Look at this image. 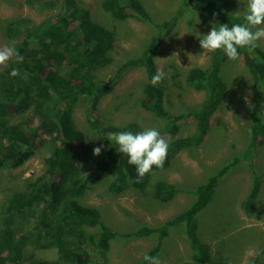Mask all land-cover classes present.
I'll list each match as a JSON object with an SVG mask.
<instances>
[{"label": "trees", "instance_id": "1", "mask_svg": "<svg viewBox=\"0 0 264 264\" xmlns=\"http://www.w3.org/2000/svg\"><path fill=\"white\" fill-rule=\"evenodd\" d=\"M59 2V13L32 23L20 18L8 25L6 37L10 46L23 56V62L11 59L4 80L0 83V171L13 170L23 166L46 141L47 135L54 148L52 158L47 162L44 173L27 180L17 190L2 211L9 220L22 219L35 213L30 234L35 246L55 249V261H36L30 264H93L91 258L77 244L85 240L100 255L109 250L112 239L145 237L159 234V242L166 236L169 227L183 224L186 238L192 248V260L205 264L210 260L208 246L197 236L196 215L210 200L220 177L240 162L252 158L253 148L261 144L258 137L264 136V120L261 117V99L264 98V51L257 47L254 55L247 49H238L253 80V102L251 105L249 132L250 141L245 151L224 165L207 182L190 192L196 196L193 204L182 213L166 221L158 228L141 227L134 232L119 233L106 226L100 211L92 205L81 203L90 184L108 180V191L119 194L126 189L144 190L147 176L137 183L135 168L127 163V156L119 153L112 133L145 128L136 122L120 126H102L97 118V106L104 96L112 91L116 78L129 69L142 68L147 83L143 88L141 106L159 121L161 135L169 140L167 159L162 169L170 166L173 158L182 150L200 145L207 136L210 121L218 110L227 85L221 76V54L212 52L206 68L194 67L184 74L186 85L197 92L206 94L205 101L180 115H174L164 106L165 93L160 85L150 81L156 74L155 58L165 38L171 33L174 19L154 23L140 0H103L102 9L113 20L134 19L152 24L154 35L139 57L124 58L110 80L99 78L96 71L113 62L116 34L113 30L96 22L90 10L79 0H26L29 6L53 7ZM186 11L209 16L212 26L241 22L239 17L226 12L220 0H181L175 17ZM13 69L19 75L12 77ZM79 98L88 102L86 121L91 129L98 130L103 143L108 144L99 156H83L86 150L84 137L74 128L73 106ZM25 120L10 123L13 114L27 113ZM180 120L194 124V131L181 135ZM86 138V139H85ZM91 139V138H90ZM86 157L87 175L82 171L81 160ZM152 170H160L153 167ZM260 179L253 175L251 189L241 207L246 215L259 220L260 211L255 200L260 191ZM171 183L159 181L155 184L153 198L167 203L178 193ZM36 210V212H35ZM30 213L28 216L27 213ZM20 215V216H19ZM88 229H96L88 232ZM14 228H0V264H23V246L27 244L25 233ZM160 250L158 243L147 255L155 256ZM143 264L146 262L143 260Z\"/></svg>", "mask_w": 264, "mask_h": 264}, {"label": "rangeland", "instance_id": "2", "mask_svg": "<svg viewBox=\"0 0 264 264\" xmlns=\"http://www.w3.org/2000/svg\"><path fill=\"white\" fill-rule=\"evenodd\" d=\"M43 1V0H40ZM90 10L96 22L113 30L116 34L115 49L111 53L113 62L96 71L99 78L110 80L124 58L139 57L154 35L152 24L134 19L113 20L102 9L103 0H79ZM154 23L174 19L171 33L165 38L156 55V68L170 71L162 82L158 83L165 93L164 106L174 115H180L205 101L206 94L189 88L184 82V74L191 68H206L212 53H205L199 45V37L207 34L211 28V19L202 13L186 11L175 14L181 0H140ZM222 8L230 13L246 12V0H220ZM59 2L53 7L29 6L26 0H0V46L9 45L6 32L8 25L20 18L40 23L59 13ZM199 21V23H198ZM264 51V40L259 41ZM128 58V59H129ZM0 67V83L4 80L10 66ZM221 76L227 85V91L218 110L210 121V128L204 141L189 149L180 151L166 169L152 170L147 176L144 190L126 189L115 194L108 191V180L90 184L81 203L95 206L106 226L119 233L134 232L141 227L158 228L166 221L189 208L196 199L190 192L205 184L224 165L234 157L240 156L248 146V129L253 102V80L244 63L228 60L221 54ZM147 83L142 68L129 69L116 78L112 91L101 98L97 106L98 122L102 126H120L136 122L143 128H159V121L153 114L144 110L143 88ZM88 102L79 98L73 106L72 120L74 128L85 138L83 156L93 155V148L108 144L99 138L98 130L91 129L86 121ZM264 120V98L261 99ZM25 114H13L10 123L25 120ZM181 135L194 131V124L180 120ZM44 144L23 166L13 170L0 171V228H14L25 233L27 244L23 246V264L38 261L57 260L55 249H42L35 246V238L30 234L35 221V213L24 219L9 220L2 209L17 190L32 178L44 173L50 160L47 154L54 148V142L46 135ZM261 144L253 148L252 158L230 168L217 181L214 192L206 206L196 215L197 236L209 248L210 260L205 264H264V136L258 137ZM169 141V140H168ZM84 175H87L86 157L81 160ZM260 179V191L255 206L261 214L259 220L246 215L241 207L251 189L253 175ZM165 181L174 184L178 193L167 203L153 198L156 183ZM36 212V210H35ZM20 216V215H19ZM183 224L169 227L166 236L159 242V234L151 233L145 237L129 239L114 238L109 250L100 255L85 240L77 239V244L91 258L93 264H143V257L160 243L155 255L161 264H197L192 260L193 251L186 238ZM96 229H88L93 232ZM30 233V234H29ZM249 251H258L254 257L246 255Z\"/></svg>", "mask_w": 264, "mask_h": 264}, {"label": "clouds", "instance_id": "3", "mask_svg": "<svg viewBox=\"0 0 264 264\" xmlns=\"http://www.w3.org/2000/svg\"><path fill=\"white\" fill-rule=\"evenodd\" d=\"M239 17V13H236ZM199 23V21H198ZM264 40V0H246V12L241 22L212 26L211 30L199 37L200 48L205 53H212L221 50L228 60H238L240 52L238 49H247L254 55L255 49L259 47V41ZM15 58L17 63L23 62L15 47L0 46V67H7L9 60ZM255 59H259L254 55ZM19 75L17 69L10 72V76ZM170 71L166 73L163 68H159L152 77L150 83L156 86L162 82ZM112 140L118 146L119 153L127 156V163L135 168L136 182L139 183L146 174H149L153 167L162 169L167 159L169 141L161 135L156 128H145L142 131L133 133L132 131H120L112 133ZM103 145L93 148V155L99 156L102 153ZM47 158H52L48 153ZM258 251L246 253L249 257L259 255ZM146 264H161L158 256L145 254L143 257Z\"/></svg>", "mask_w": 264, "mask_h": 264}]
</instances>
